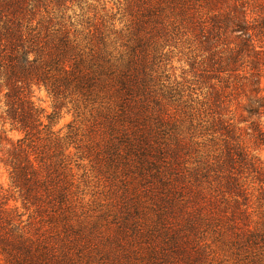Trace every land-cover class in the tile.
Listing matches in <instances>:
<instances>
[{
  "label": "trees",
  "instance_id": "16d2710c",
  "mask_svg": "<svg viewBox=\"0 0 264 264\" xmlns=\"http://www.w3.org/2000/svg\"><path fill=\"white\" fill-rule=\"evenodd\" d=\"M123 1L128 33L117 45L116 32L105 30L113 16L88 17L86 0H0L3 114L23 135L1 159L10 192L0 203V257L4 264H264V162L206 100L180 101L157 63L174 32L189 33L208 53L203 75L213 89L225 98L248 94L242 122L264 148V16L251 17L253 0ZM153 33L165 44L153 39L150 55ZM33 87H43L56 110L71 98L75 112L89 115L95 136L81 158H94L109 193L95 217L77 218L63 142L74 127L55 135L56 115L35 106ZM168 102L184 111L171 115ZM15 194L25 220L7 206Z\"/></svg>",
  "mask_w": 264,
  "mask_h": 264
},
{
  "label": "rangeland",
  "instance_id": "374dc122",
  "mask_svg": "<svg viewBox=\"0 0 264 264\" xmlns=\"http://www.w3.org/2000/svg\"><path fill=\"white\" fill-rule=\"evenodd\" d=\"M83 12H88L86 15L92 17L95 13L104 15L106 12L109 16L112 15V20H107L105 24L106 33L116 32L117 45L125 43L124 36L128 33L126 26L129 25L127 19L122 16L127 13L124 11L123 0H86V3L81 5ZM77 14L80 13L77 7L75 8ZM250 11L251 17L258 19L264 16V0H253ZM85 26L78 27V30H85ZM176 32L167 39L166 47L161 51L162 57L157 63L161 61L160 67L165 71L166 85L170 86L182 96L180 101L194 100L195 102L206 100L208 105H212V109L221 115L220 119L224 122L233 123L235 126V133L239 137V141L252 155L257 156L261 162H264V148H257L253 144L251 132L248 130L249 125L242 122L245 114L242 107L246 104L244 95L246 92H238V96L225 98L224 94L218 88L213 89L214 82H208L204 79L203 71L206 70L205 57L208 53L203 54L197 41L187 34H180L175 36ZM153 33L150 35L151 42L149 44V53L153 54V39H159L160 44H165L160 35ZM155 54V53H154ZM159 56V54H157ZM204 63V64H202ZM261 89H264V70L260 68ZM222 94V95H221ZM178 98V97H177ZM31 101L37 108L43 111L44 116L56 115V119L52 123V132L59 137L64 138L68 134L67 127L73 125L74 135L71 140L63 139L65 147L68 145L69 149L65 155L69 156L68 163L71 168L70 176L77 189H74L76 194V211L77 218L85 220L87 216L95 217L101 210L104 209L107 203L108 184L105 178L97 173L95 161L93 157L86 159L81 158L82 154H86L93 146L94 133L89 128V115L87 112H75V105L71 98L63 101L59 109H55V102L50 95L47 94L43 87H33L31 90ZM189 102V104H190ZM166 109L171 115L176 113L180 115L184 110L177 103L168 102ZM4 100L0 94V136L2 142L0 145V203L5 202L4 197L10 192L9 169L1 162L2 155L7 149H10L17 140L22 138V133L11 127L9 122L4 119ZM47 123V120H44ZM79 147V150H78ZM61 159V158H58ZM255 198H252V203ZM8 207L17 208L19 213H25L23 219H27L28 212L22 208L20 199L17 194L7 202ZM79 247L74 253L79 252ZM79 255V254H78ZM0 264H4L0 257Z\"/></svg>",
  "mask_w": 264,
  "mask_h": 264
}]
</instances>
